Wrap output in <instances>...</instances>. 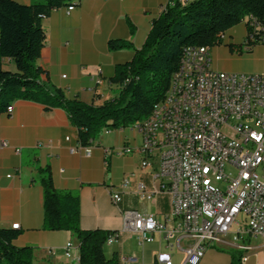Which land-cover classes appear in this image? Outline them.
I'll return each mask as SVG.
<instances>
[{
  "label": "crops",
  "instance_id": "obj_1",
  "mask_svg": "<svg viewBox=\"0 0 264 264\" xmlns=\"http://www.w3.org/2000/svg\"><path fill=\"white\" fill-rule=\"evenodd\" d=\"M16 1L31 4L33 0ZM74 4L71 11L63 5L43 19L47 40L37 64L46 71L43 79L62 88L69 99L102 104L118 95L119 86L113 80L117 67L130 61L135 49L142 47L153 20L165 10L168 0H76ZM227 35L229 39L211 48L212 67L227 72L264 73L252 69L250 61L264 50V44L240 51L244 37L234 43L231 29ZM111 42H126L132 47L111 49ZM235 46L240 55L234 53ZM2 68L17 71L10 58H3ZM13 106L12 113H0V227L19 224L21 234L13 243L32 247L34 264L79 263L78 239L67 230L44 228L41 180L47 175H51L57 190L79 196L80 227L84 230L121 231L128 210L153 214L163 224L164 230L155 233L153 243L139 244L136 236L126 230L113 244L119 264L127 255H136L137 264H153L161 250L172 252L174 264L183 263L186 243L179 245L174 238L166 239V229L177 223L171 214V198L156 193L148 200L136 190L138 181H143L148 190L161 182L153 176L157 159L149 158L152 168H142L144 156L137 150L142 142L139 132L120 128L100 135L88 157L83 150L71 153L69 149L78 144L79 132L65 110L22 99L14 101ZM68 136L69 142L65 140ZM123 147L133 151L117 153ZM124 179L130 185L123 191L122 202L116 204L112 193ZM247 241L253 248L240 249L230 234L226 242L209 247L200 264H264V238L249 237ZM68 243L72 244L71 257L65 254Z\"/></svg>",
  "mask_w": 264,
  "mask_h": 264
},
{
  "label": "built area",
  "instance_id": "obj_2",
  "mask_svg": "<svg viewBox=\"0 0 264 264\" xmlns=\"http://www.w3.org/2000/svg\"><path fill=\"white\" fill-rule=\"evenodd\" d=\"M193 1L197 0H168L167 6ZM74 7L73 3L68 11ZM243 23L246 33L240 51L264 44V20L250 14ZM220 39L223 43L226 33ZM211 48L185 47L164 98L147 118L132 126L142 136L137 148L144 156L142 168H152L149 158L157 159L153 176L161 180L153 190L138 181L136 190L148 200L156 193L171 198V214L177 223L166 229V239L186 243L182 264H200L207 249L226 242L230 234L243 250L253 248L249 237L264 238V73L216 70L211 64ZM13 109L11 104L6 111L12 113ZM65 140L69 142L71 137ZM93 143L84 146L78 141L69 149L71 153L83 150L90 157ZM117 151L130 153L133 148ZM129 185L124 179L112 193L116 204L122 202ZM125 219V228L110 233L106 245L118 242L126 230L139 244L153 243L155 233L164 230L153 214L128 210ZM13 228L18 229L19 224ZM71 247V243L66 245L68 257ZM138 262L136 255L121 257V264ZM153 264H174L172 252L159 251Z\"/></svg>",
  "mask_w": 264,
  "mask_h": 264
},
{
  "label": "trees",
  "instance_id": "obj_3",
  "mask_svg": "<svg viewBox=\"0 0 264 264\" xmlns=\"http://www.w3.org/2000/svg\"><path fill=\"white\" fill-rule=\"evenodd\" d=\"M75 1L33 0L22 4L0 0V113L19 99L62 108L77 127L79 142L84 146L94 142L105 129L131 127L147 118L164 98L185 47L222 44L220 34L250 14L264 20V0H197L169 5L153 20L144 44L135 49L133 58L117 67L113 80L119 86L118 95L95 104L69 99L62 88L43 79L46 71L37 64L47 40L43 19L52 10ZM125 46L131 48L132 44L111 42L110 47ZM3 58L12 59L17 71L4 70ZM41 182L44 228L67 230L78 239V264H119L117 253L111 257L105 253L106 239L114 231L82 229L79 196L57 190L51 175L44 176ZM20 234L13 227H0L1 264H34L33 248L13 243Z\"/></svg>",
  "mask_w": 264,
  "mask_h": 264
},
{
  "label": "rangeland",
  "instance_id": "obj_4",
  "mask_svg": "<svg viewBox=\"0 0 264 264\" xmlns=\"http://www.w3.org/2000/svg\"><path fill=\"white\" fill-rule=\"evenodd\" d=\"M231 31H232V36H233L232 42L237 41L238 38H240V40H241L244 37L245 33H246L245 23H243V22L239 23L238 25H236L233 28H231ZM226 38L229 39V35H227ZM237 44L238 43L236 42V46H238ZM236 46L234 47L235 48L234 49V51H235L234 53L238 54V49H237ZM244 54L247 55L248 53H244ZM238 55H240V54H238ZM250 61L252 62V65H253V68L252 69L260 70V72L261 71H264V50H262L256 56H252V58H250ZM230 72H233V71H230ZM237 72H239V71H237ZM243 72H246V71H243ZM254 72H257V71H254ZM124 129H133V128L131 126V127H125ZM114 130H118V129H114ZM105 133H106L105 130H103L100 135H103ZM115 249L116 248H115L114 245L113 246H111V245L110 246L109 245H105V253H106V255L108 257H111L112 254L115 252Z\"/></svg>",
  "mask_w": 264,
  "mask_h": 264
}]
</instances>
